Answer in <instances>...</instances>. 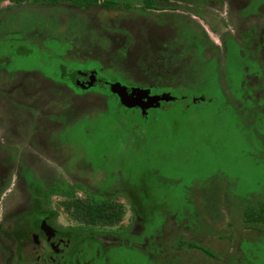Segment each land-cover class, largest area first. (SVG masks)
<instances>
[{
	"label": "rangeland",
	"instance_id": "374dc122",
	"mask_svg": "<svg viewBox=\"0 0 264 264\" xmlns=\"http://www.w3.org/2000/svg\"><path fill=\"white\" fill-rule=\"evenodd\" d=\"M102 1L104 3V0ZM205 1L207 7L200 9L196 4L197 1L172 0L177 5L178 11L171 13L173 14L172 18L165 17L160 12L161 19L158 21L159 23L156 22V25L151 24L154 19L152 16H136V18L141 23L148 21V27H152L153 33L151 32V35L155 37L161 34L162 26L160 24L170 21V25H173L170 27V40L174 39L173 33L176 26L181 30L183 24H186L187 21L190 23V25L187 23L188 28L191 29L190 31H194L199 39L203 40L204 45L206 44V52L200 51L201 55H198L197 50L193 49V59V56L185 53L186 48L179 49L181 50V55L178 57L180 60L174 64L177 70V78L170 82L174 85L172 95L187 94L191 98L192 96L202 97V95H206L209 100L199 103L192 99L191 102L189 100L188 102L180 99L175 100L169 109L155 110L148 121L144 118V114L122 108L117 99L109 101V109H105L103 108L106 103L105 98L102 100L90 97L91 102L88 101L85 105L83 101V107L77 103L81 110H78L75 115L80 119L68 129L66 134L74 135L78 142H83V139L88 141L92 156L99 157L97 151L101 155L124 152L121 156H126L124 165L129 179L141 181L146 199L153 198L157 207L156 210H154V206L151 207V211L158 219L154 218L149 223L148 231L162 230L168 221L164 229V236L157 240V244L162 248L159 255V259L163 261L161 264H264V224L257 223V226L250 228L244 222L245 211L251 206L258 205V202L264 201V128L260 126L257 131L258 124L257 127L252 128L253 124L250 123V119L242 117L243 110L240 112L236 100L243 102V106L248 109L247 101L243 100L245 91H238L232 96L230 88L227 86L229 81L235 85V90H242L244 87L241 80H243L244 71L250 68V72H255L260 68V65L255 60L252 61L253 48L244 45L239 49L241 50L240 57L245 56L244 60L239 59L240 57L237 59L233 55L226 62L224 55V43L227 41L226 46L228 48L230 42L227 39L231 36L243 44L245 42L241 38V34L245 33L253 34L257 41L261 40L264 34V3L257 5L259 12L256 15H247L241 11L240 6L249 4L250 0ZM163 4L165 3L157 0V7L160 10L174 9L169 3H166L169 4L168 6H163ZM7 6H11L8 0H0V11ZM38 8L37 5L31 9L37 11ZM40 10L43 11V9ZM253 10V6H249V11L252 12ZM122 11L109 12L94 9L84 11L85 16L80 18L81 42L84 44L92 41L100 45L111 44L114 47L126 43L128 57L137 58L136 56L143 52L140 48L141 42L137 41L140 29L139 32L134 30L136 19L125 14L122 15ZM24 14L29 16L31 12L26 10ZM48 14V17L57 20L59 23L52 20L51 25L54 26L51 30L52 36L61 38L66 35L74 36L73 26L79 21L75 14L60 12L56 8H51ZM143 14H145L144 11ZM5 17L4 14V19ZM39 17L42 23L46 24L47 18ZM155 18L159 17L155 16ZM28 20H32V18L24 19L23 22L20 20L22 24L19 27H17L16 21L11 24L9 22L12 21L6 22L2 24L0 32L26 28L30 25ZM99 21L105 23L102 27L106 31L103 36L96 34L95 28L99 26ZM56 41L49 38L46 41L55 51L52 49H50L51 51H44L53 53L52 56L44 54V51L40 54L35 51L33 56L22 54L17 56L9 67H21L24 71L38 68L43 72L49 70L53 73L55 70L52 71L53 65L57 70L60 64L64 63L67 74L74 73L76 70L99 67L95 62L80 63V60L68 59L65 56V46ZM234 44L237 43L234 42L230 47L239 51ZM3 45L4 43L0 41V49L2 50L5 49ZM189 45L190 42L187 46ZM103 48L104 51L97 53L107 60V63H113L122 69L124 64L116 61L108 62L110 59L108 51L105 50V47ZM255 49L257 52L255 57L264 67V48ZM208 59L213 64L212 60H214L219 65L221 72L218 78L213 74L209 81L204 79L202 74ZM193 62L196 63L193 65ZM190 66L195 67L192 73ZM227 68L229 69L228 81ZM125 71H130V69H125ZM105 73H110V70ZM129 73L139 75L133 74L131 71ZM54 74L53 76L57 80L69 82L75 86L72 75L62 78L57 77V73ZM113 74L124 75L121 71H115ZM135 79L136 81H147L146 78L142 79L141 77ZM248 79L251 86L254 84L258 86L260 83L263 85L262 79L259 77L249 74ZM117 80V82L122 81V85H125L127 81L120 78ZM187 80L190 83L183 85ZM220 80L223 85H221ZM17 83L19 82L17 81ZM14 85L15 83L7 82L1 85L2 89L0 90V131L7 134V139L10 141L14 137L10 136L11 130L8 128L6 130V126L12 123L11 119L13 118L11 117L16 111L14 104L28 106L29 109L26 110V114H22V117L28 118L29 121L36 118L37 110L34 108H41L44 112L62 109L55 104L57 102L59 104L62 98L54 95V92H50L47 107L44 105V98L42 101H39L41 96L38 97L39 100L32 99V95L28 91L20 93L19 87L21 86ZM262 85L259 86L262 87ZM77 90L83 92L82 89L78 88ZM94 90L101 89L95 87ZM106 90V88L103 89L105 93ZM222 90H225L229 95L228 99L226 96H222ZM255 94H257V98L264 97L263 90H255ZM259 104H264V99L257 103L258 107H260ZM92 106L94 109L89 110ZM224 106L231 108H223ZM21 124L25 125L27 122L21 120ZM135 124L141 127L136 128ZM129 137H140L141 140H138L139 143L129 146L125 142ZM101 139L103 141H100ZM40 148L39 146V149L37 148L36 152H32L27 157L28 160L26 158L25 160L30 161V163L32 159L37 161L41 157L39 154L44 153ZM9 188L10 186L7 185L4 191L8 193ZM130 189L133 191L132 186ZM84 206L89 211L101 207L91 203L90 195L85 200ZM102 207L113 208L115 211H118L119 208L124 209L125 214L121 219L114 215L113 225L121 226V220L125 219L126 214H129V218L132 217L130 215L132 213L127 212L129 211L127 205L122 206L121 202L114 203V205L108 204L107 207L103 205ZM169 207H171L172 214L166 211ZM4 211H6V206L2 203L0 214L3 215ZM171 217H175V219ZM174 220L175 226L173 225ZM162 221L165 223L161 224ZM97 223L107 225L101 218H97ZM206 231L210 235L209 238L197 236ZM143 236L144 234L131 235L127 236V239L130 242L140 243ZM184 238L202 242L207 248L215 251L218 254L217 257H210L203 251L191 249L189 246L179 248L177 245ZM135 249L129 246V251L121 252L117 256H120L124 263L126 262L125 258H127L128 260L134 259L135 264H146L147 259L144 255L138 254Z\"/></svg>",
	"mask_w": 264,
	"mask_h": 264
},
{
	"label": "flooded vegetation",
	"instance_id": "af4514ba",
	"mask_svg": "<svg viewBox=\"0 0 264 264\" xmlns=\"http://www.w3.org/2000/svg\"><path fill=\"white\" fill-rule=\"evenodd\" d=\"M8 2L11 6L0 11V30L2 24L9 21H12L9 24L16 21V25L19 27L23 22L22 20L30 18L32 20H28L30 25L26 28L0 32V41L6 44L13 41L16 43L15 46L11 44L12 51L0 55V90L2 89L1 85L7 82L15 83L14 86L22 87H19L20 93L28 91L32 95V99L39 100L41 98L39 101L44 98V105L47 107L50 92H54V95L62 98V104L61 102L55 103L62 109L44 112L41 108H34L37 110L36 118L29 121L28 118L22 117V114H26V110L29 109L28 106L24 107L22 104L12 102L16 106L15 116L12 115V123L6 126V130L7 128L11 130L10 136L14 137L13 140H8L7 134L0 131V206L2 203L6 206V211L3 215L0 214V264H127L117 255L128 249L129 246L132 249L145 250L147 241L153 236L146 234L148 233V225L146 215L143 213L144 209L139 208L138 211L133 209L140 200L130 189L131 178L129 179L125 172L124 165L126 156H121L124 152L101 155L98 151L99 157L92 156L91 151L89 153L82 141L78 142L74 135H67L66 131L71 124L80 119L75 115L78 110H81L77 103L83 107V101L87 105L86 102L90 101L92 97L102 100L105 98V107L103 106L105 109H109L108 102L111 100L117 99L118 104L121 103L119 96L112 93L110 89L111 84L118 81L117 78L127 80H125V86L129 92L137 87L150 89L152 96L165 93L172 95L174 85L170 82L177 78V70L174 64L180 60L178 57L181 55V50L179 49L186 48L185 53L187 52L194 59L193 49L197 50L198 55H201L200 51L206 52V44L204 45L203 40L199 39L196 34L189 37V34L185 33L188 30L187 23L190 25L188 21L183 24L181 30L178 26L175 27L173 40L169 38L170 27H173L170 25V21L160 24L162 26L161 34L157 37L151 35L152 27H148V21L142 23L137 21L136 16H152L154 19L151 24L156 25V22L159 23L158 21L161 19L160 12L163 13V16L172 18L173 14L171 13L178 11L177 5L172 0H158V2L165 3L163 6L170 4L174 8L162 10L157 6L142 8V2L137 6L133 5V8L107 6L102 0L97 4L84 6L71 2L54 4L36 3L33 0H23L19 3L16 0H8ZM196 4L200 9L207 7L206 3L199 1ZM37 5L43 11L39 8L37 11L31 9ZM249 6H253L252 12L249 11ZM51 8L59 9L60 12L75 14L79 18V21L73 26L74 36L66 35L62 38L52 36L51 30L54 27L51 25L52 20L55 23L58 21L48 17ZM88 9L107 10L109 12L123 10L122 15L134 17L136 19L134 30L139 32L140 29L137 41L141 42L140 48L143 52L135 58L134 56L128 57L126 54V43H122L121 47L119 45L114 47L111 44L100 45L92 41L83 44L80 40V18L85 16L83 12ZM240 9L247 15H256L259 12L255 0H250L249 4L240 6ZM26 10L31 12V15L24 14ZM4 14L6 15L5 19ZM39 16L43 19L47 18L46 24L42 23ZM155 16L159 18H155ZM98 24L99 26L95 28L96 34L105 35L104 32L106 31L102 29L105 23L99 21ZM146 30H148L147 33ZM192 32L194 33V31ZM128 35L132 38L130 34ZM48 38L57 40L65 46V56L68 59L80 60V63L95 62L99 67L76 70V72L70 73L69 75L74 78L75 86L69 82L49 78L45 72L38 68L24 71L21 67H9L10 64H13L14 54L30 50V48L27 49L23 46L25 44L35 46L41 51L50 50V45L46 43ZM229 38L233 39L240 47L244 45L253 48L252 61L255 60L260 68L255 72H250L248 67L249 69L244 71V88L242 91H245L243 100L258 103L261 97L257 98L255 90H263L264 92V88L259 86L262 85L261 83L258 86L256 84L251 86L248 75L261 78L264 84V67L255 57L257 53L255 48L257 50L264 48V34L260 41H257L253 34H241L245 44L235 37ZM189 42L190 45L187 46ZM194 42L198 43L194 45ZM226 42L224 43V55L227 62ZM19 43H23V45ZM103 47L108 51L110 58L108 62L116 61L124 64L122 69L113 63H107V60L97 53L104 51ZM209 60L206 61V64L210 62ZM195 63L193 62V65ZM192 67L190 66L191 73L195 70V67ZM125 69H130L133 74L139 75H131L130 71H125ZM107 70H110V73H105ZM115 71H121L124 75H118L119 73L114 75ZM136 77L146 78L147 81H136ZM91 83L93 85L89 86ZM120 83L122 84V81ZM95 87L101 90H94ZM78 88L82 89L83 92H79ZM105 88L107 89L106 93L103 91ZM140 94L143 95V92ZM138 101L141 106L128 108L122 103L120 106L129 111L144 114V118L148 121L155 110H167L174 103V101H162L161 106L155 108L148 107L156 103V100L150 97L144 96ZM236 101L240 105L241 101ZM142 107L145 108V111ZM92 109H94L93 106L89 110ZM34 110L32 111L35 112ZM21 120L27 124L20 125ZM139 126L135 124L136 128ZM138 140L140 141L141 138L129 137L125 142L130 146L139 143ZM39 146L44 151V153L42 151L43 154H39L40 160L32 159L31 163L30 161L27 162L25 158L27 159L32 152H36ZM7 185L10 186L9 194L4 191ZM89 195L91 203L97 207L99 204L107 207L108 204L114 205L118 202H121L122 206L127 205L129 210L127 212H131L132 217L129 218V214H126L128 218L124 217L125 219L121 220L122 227L113 225L110 221L105 222L107 225H99L97 221L86 214L88 209L85 208L84 202ZM105 210L111 213L115 211L113 208H105ZM171 218L175 219V217ZM175 224L176 222L173 225L175 226ZM165 226L162 230L160 229L159 235L156 236L155 252L151 254L153 259L160 262L159 255L162 251L161 246L157 245V240L164 236ZM142 234H144L141 239L143 241L140 243L130 242L127 239V236Z\"/></svg>",
	"mask_w": 264,
	"mask_h": 264
},
{
	"label": "trees",
	"instance_id": "16d2710c",
	"mask_svg": "<svg viewBox=\"0 0 264 264\" xmlns=\"http://www.w3.org/2000/svg\"><path fill=\"white\" fill-rule=\"evenodd\" d=\"M18 3L19 2H22L23 0H16ZM34 2L36 3H42V2H46V3H49V4H54V3H60V2H71V3H75V4H78L80 6H84V5H93V4H97L100 0H33ZM191 1H199V2H202V3H206L205 0H191ZM257 1V5L261 4L262 2H264V0H255ZM140 2H142V8H147V7H155L157 6V0H104V5H107V6H112V7H115V6H125L126 8H133V5L137 6L138 4H140ZM134 6V7H135ZM185 33H188L189 34V37L190 36H193L195 35V33H193L192 31H190V29L188 28V30L185 31ZM208 37V36H207ZM227 40H229L228 42H230V45L233 44L235 41L231 38H228ZM3 42V41H2ZM58 42V41H56ZM191 42V41H190ZM4 43V42H3ZM198 42H194V45H196ZM11 44H13L15 46V42H10L9 44L7 43H4V47L5 49H0V55L4 54V53H8L9 51H12L13 50V47L11 46ZM19 44H22L23 43H19ZM227 44V42H226ZM230 45L228 46V50L226 52V56L228 55V60L231 56L235 55L234 57L235 58H239L240 57V54H241V50H239L241 47L239 45H235L237 47V50L239 51H236V49H234L233 47L231 48ZM24 47H26L27 49L30 48V50L28 51L29 53L27 54V52H17V54L13 55L14 58H13V62H14V59H16L17 56L19 55H26V56H33L34 52L36 51L37 54H40V53H43L41 50H38L35 46H30L28 44H25L23 45ZM53 51H55L53 48H51ZM51 51V50H50ZM32 52V53H31ZM239 55H238V53ZM44 54H48L49 56L53 53L51 52H47V51H44ZM245 56H241L239 59L241 60H244ZM214 62L211 63V61L206 64L207 66H205V68H203L202 70V74L204 76V79H206L207 81L210 80V78L212 77L213 74L216 75V77L218 78L220 76V72H219V65L215 63L214 60H212ZM237 63V61H236ZM55 69V70H54ZM54 70V72H50L49 70H44L45 71V74L49 77V78H52V79H55L57 80L53 74L54 73H57L58 76L57 77H62V78H66L69 74H67L66 72V65L64 63L60 64V67L56 70V67H54L53 65V69L52 71ZM228 68H227V81H228ZM234 73V72H233ZM55 75V74H54ZM195 82V81H194ZM221 82V85L222 84V81L220 80ZM241 82H243V80H241ZM190 81L187 80L186 83H184L183 85H187L189 84ZM198 85V84H197ZM196 86V85H195ZM227 86L230 88V92L232 94V96L234 94H236V92L238 91H242V90H239V89H236L235 90V85H233L232 83H230L228 81V84ZM262 88H264V84L262 85ZM223 92L221 93L222 96H226V98L228 99L229 98V95L226 93L225 90H222ZM177 100H186V102H191L192 100L193 101H196V103H199L201 102V98H204L207 100H209L208 97H206V95H202V97L200 96H191L190 95H187V94H182V95H179V96H176ZM192 99V100H191ZM261 99H264V97H261ZM260 99V100H261ZM247 101V104L249 105L248 106V109L245 108L243 106V103L240 102V105L237 103V105H239L240 107V112L243 110V118L247 117V119H250V123L253 124L251 127L252 128H255L257 127V124H258V128H257V131L260 129V126H262L264 128V104L260 105V107L257 106V103H254L252 101ZM174 104V103H173ZM172 104V105H173ZM119 105H121V103L119 102ZM223 108H231L230 106H224ZM239 112V111H238ZM251 115V117L249 116ZM75 123L71 124L69 126V128L71 126H73ZM68 131V129H67ZM66 131V132H67ZM85 139H83V144L85 145V148L89 151L90 153V148H89V144L88 141H84ZM100 141H103L102 139ZM99 141V142H100ZM90 142V141H89ZM98 142V144H99ZM100 154V152H99ZM141 181H138L136 179H133L132 180V192L137 196V198L140 200L138 204H136V206L133 207V209H135L136 211L139 210V208H143L144 211L143 213L146 215V218H147V225H149V223L154 220V218L158 219L157 216L155 214H153V212L151 211V207L154 206V210H156V206H155V201L153 198H147L145 197V190L144 188L141 186ZM101 206V207H100ZM103 205H100L98 207L100 208H95L93 210H88V212L86 213L91 219H93L94 221H97V218H101L103 222H108L110 221V223H114V215L116 217H118L119 219L122 218V216H124L125 214V211L123 212V208H119L118 211H112L111 212H107V210H105V207L103 208L102 207ZM149 206V207H148ZM171 207H169V209H167L166 211L169 213V214H172V211L170 210ZM160 220V219H159ZM161 222V221H160ZM244 222L251 228L252 226H257L256 224L260 223V224H264V201H260L258 202V205L256 206H251V208H248L246 211H245V220ZM165 221H162L161 224H164ZM188 228V227H187ZM191 230V229H190ZM159 231L160 230H153V232H149L147 230L148 233H146L147 235H151L153 237H150V239L147 241L146 243V249L145 250H136L135 251L139 254H142L144 255L145 259H147V263L146 264H161V262L163 261H157L155 259H153V257L151 256V254L153 252H155V246H156V236L159 235ZM143 241V240H141ZM158 245V244H157ZM179 248H183L184 246H189L191 249H199L201 251H203L205 254L209 255L210 257H217V253L215 251H213L212 249H209L207 248L202 242L200 241H191V240H186L185 238L184 239H181L179 241V244L177 245ZM161 251H162V248L160 247ZM242 249V248H241ZM124 251H129V248L128 249H125ZM123 251V252H124ZM242 251V250H241ZM151 252V253H150ZM244 253V252H243ZM245 254V253H244ZM126 259V262H128L127 264H135L134 262V259ZM240 259V258H239ZM238 259V260H239ZM242 262V261H241ZM162 264H165V263H162Z\"/></svg>",
	"mask_w": 264,
	"mask_h": 264
},
{
	"label": "water",
	"instance_id": "95a60500",
	"mask_svg": "<svg viewBox=\"0 0 264 264\" xmlns=\"http://www.w3.org/2000/svg\"><path fill=\"white\" fill-rule=\"evenodd\" d=\"M93 85L92 83L89 84V86ZM87 86V87H89ZM111 92L115 93L119 96L121 103L128 107H136V106H141L138 99L141 97H150L153 100H156V103L151 104L148 107H160L162 101H175L177 99L176 96L171 95L170 93H165L162 95H154L152 96L150 94L151 90L150 89H142V88H133L132 92L128 91L127 86L122 85L120 82H115L111 84ZM143 92V95L140 94ZM206 99L201 98V101H205ZM143 111H145V108L142 107Z\"/></svg>",
	"mask_w": 264,
	"mask_h": 264
},
{
	"label": "crops",
	"instance_id": "0c3cea01",
	"mask_svg": "<svg viewBox=\"0 0 264 264\" xmlns=\"http://www.w3.org/2000/svg\"><path fill=\"white\" fill-rule=\"evenodd\" d=\"M194 235V234H193ZM196 236V235H195ZM198 237L200 236V237H204V238H209L210 237V235L208 234V232L206 231V232H203L202 234H198L197 235Z\"/></svg>",
	"mask_w": 264,
	"mask_h": 264
}]
</instances>
